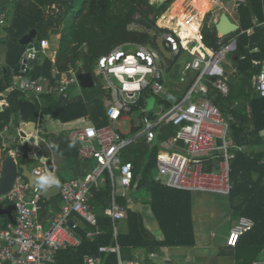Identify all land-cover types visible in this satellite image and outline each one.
Returning a JSON list of instances; mask_svg holds the SVG:
<instances>
[{"label":"built area","instance_id":"built-area-1","mask_svg":"<svg viewBox=\"0 0 264 264\" xmlns=\"http://www.w3.org/2000/svg\"><path fill=\"white\" fill-rule=\"evenodd\" d=\"M247 2L233 0L232 5L237 11ZM254 23L264 28V22ZM129 30L150 32L138 22L132 23ZM248 33L251 34V30ZM163 39L174 58L187 48L175 31L166 33ZM47 45L48 42H41L39 50L35 44L27 48L11 82V90L25 96L51 95L70 100L71 89L80 86L79 68L70 67L54 83L43 77L32 78L29 74L30 62H36L40 49ZM236 49L237 42L233 40L219 52L205 49L204 54L195 55L190 65L195 77L180 95L166 88L160 56L150 47L137 46L135 51L117 47L101 56L94 65L98 83L94 82L109 94L106 99L108 123L101 128L90 124L70 134V140L80 144L81 158L92 160L95 165L85 177L60 181L59 185L49 187L60 188L61 209L47 229L36 217L45 202L42 191L34 183L30 184L18 169L10 192L0 195L1 208L16 207L14 223L8 219L3 224L0 217V264H59V252L77 250L83 243L76 216L94 228L86 234L87 239L100 236L102 231L98 226L94 198L107 185L111 186L109 212L116 235L117 224L126 218V208L119 202L120 192L129 191L135 180L134 163L125 160V152L140 141H145L150 149L159 148L155 180L161 185L194 193L230 196L231 163L242 149L231 137L234 118L224 116L209 99V88L212 86L223 97L229 96V74L224 64L227 55ZM54 75L57 77L55 71ZM254 86L259 97L264 99V63L255 77ZM150 100H153L152 104H149ZM133 115H137V119ZM124 121L129 124L127 133L121 129ZM168 125L175 129V135L161 141L163 129ZM135 129H138L136 133ZM4 131H8V126ZM22 140L28 142L27 138L22 137ZM14 155L20 157L22 151L17 148ZM44 172L54 175L45 163L33 169L34 176ZM254 227L253 220L240 217L229 233L227 245L237 247L240 238ZM99 251L117 253L119 247H101ZM83 264H101V259L87 255ZM119 264L134 263L120 260Z\"/></svg>","mask_w":264,"mask_h":264},{"label":"trees","instance_id":"trees-1","mask_svg":"<svg viewBox=\"0 0 264 264\" xmlns=\"http://www.w3.org/2000/svg\"><path fill=\"white\" fill-rule=\"evenodd\" d=\"M0 1L1 5L4 6L10 0ZM175 1L21 0L20 6L24 9L28 8L30 13L16 20L10 29L12 33H15L17 42L15 45L9 46L6 67L0 72V99L2 94L11 91L12 79L18 73L20 60L26 52V47L20 44V40L33 29H37L39 41L49 40L54 35L60 36V39L55 60L52 61L51 58L46 56L43 57L42 64H38L37 61L34 62L29 72L32 78L43 77L54 83L70 67L77 68L80 62L82 66L78 69V73H90L94 81L98 83L94 74L95 62L115 48L125 45H148L151 49L157 51L161 62L164 59L166 60L168 64L167 71L170 72L176 63V59L171 61L165 58L164 53L169 51L167 43L163 41L162 46H160L157 35L152 36L147 31H131L129 26L134 22H138L147 30L155 28L158 33H172L169 30L156 28V23L157 19L167 12ZM53 6L56 8L53 9ZM1 13L2 11H0ZM150 14L154 15L152 20H149ZM236 14L240 25V29L236 33L221 39L218 36L215 24L209 25L206 22L199 36H202V43L215 52H219L232 39L237 42V49L232 60L237 71L235 77L237 81L231 78L230 96L224 98L216 89L210 86L209 98L220 108L224 116L234 118L231 137L234 144L243 149L253 146L255 140L264 132V99L259 97L254 86L255 77L261 71L264 63V28L255 26L254 22H264V0H248L246 5H242L236 11ZM136 16L139 19H136ZM250 30L251 34L248 33ZM175 32L179 35V32ZM54 71L57 73V77H55ZM83 92L84 96L70 100L55 98L51 95L39 96L36 100V112L33 114L32 119L37 121L39 116H49L62 123H69L89 116L97 128L107 125L108 119L104 102L105 99L109 98V94L98 85L94 86L92 90H83ZM21 97L24 98L25 95L19 91H12L9 97V106L3 110L0 109V131L10 124L13 115L18 114L19 98ZM244 100L246 102L245 106L235 107L236 103ZM137 130L135 129L134 132L136 133ZM163 132L164 135L161 141H166L169 137L175 135V129L170 125L166 126ZM44 137L46 142L42 144V147L65 157L71 162L70 167L74 164H80L83 167L84 176L80 177H85L90 172L88 162L83 160L79 154V142H73L65 135H45ZM50 144H54L56 147L50 148ZM15 148V145L11 148H2L3 159L6 160L11 157L19 164H27L33 161L28 156V150H21L22 155L20 157L15 156L12 153V149L15 150ZM158 155V147L150 149L145 141H140L128 148L124 157L126 161L134 163V183L139 179L138 190L145 188L149 191L153 200L151 205L160 221L166 240L154 244L145 240L142 235L143 228L140 219L135 213L127 210L128 232L119 234L115 242L112 221L103 225L98 220V226L102 234L94 240H89L86 238V234L94 228L85 221L78 219L77 221L80 224L78 232L83 238V243L79 249L64 250L65 253L84 260L87 255L97 256L101 247L118 245L120 247V259L131 261L134 259V251L139 248L155 249V247L162 246L184 245L174 244L171 240L173 234L186 238V229L179 227L178 232L177 230H171L172 233L169 232L167 229L169 227L168 221L166 222L163 216H167V209L164 208L163 215L158 213L160 207L156 200L162 201L157 196L160 192L167 190L165 186L154 179ZM263 157V154H248L242 150L231 163L230 200L233 202L241 198V204L235 212L239 218L247 217L255 223L254 229L239 240L236 249L239 248L243 238L248 247L244 254L238 256L237 264H253L257 255L264 250V165H261ZM255 175H258V177L255 178ZM99 197H105L110 204L111 186L107 185L101 192L96 193L94 201L98 202ZM56 200L53 199L47 203L50 205ZM121 202L125 204L124 200ZM95 205L98 207L97 203ZM1 221L5 224L8 222V218L1 217ZM187 245H193V242L189 241ZM105 256L106 254L102 255L104 264L105 262L108 264V261H112L111 264H118L117 254H109L106 261ZM59 264H62L60 260Z\"/></svg>","mask_w":264,"mask_h":264},{"label":"crops","instance_id":"crops-1","mask_svg":"<svg viewBox=\"0 0 264 264\" xmlns=\"http://www.w3.org/2000/svg\"><path fill=\"white\" fill-rule=\"evenodd\" d=\"M20 2L21 0H10L8 4L2 6L0 1V11H2V13L0 14V72L4 70L6 67L7 64L6 60H7L9 46L15 45V43L17 42V37L15 36V33L14 32L12 33L10 29L12 28L16 20L30 13L28 8L24 9L20 6ZM214 2L213 4L215 7ZM218 2H220V0H218ZM228 3L225 4L230 5V3L231 4L233 3V0H229ZM228 16L230 17L232 22L239 25L238 18L234 19V17L229 14ZM219 18L216 19V21H214L213 24H216ZM203 27H204V23H203ZM30 32L27 35H24L21 38V40L24 37L28 36ZM201 32L202 31H199L197 35H195V37L193 38L200 37L199 34ZM37 37L38 35L34 40L35 43L41 44V42H48L47 47H42L41 49H46V51H44L46 56L51 58L52 61H54L57 54L56 52V49L58 47L57 44L56 47L51 48L49 46L50 42L48 40L39 41ZM21 40H20V44H21ZM233 40L235 39H232L231 41ZM195 44L196 46L194 47L193 51H191L190 53L193 55V58L195 55L204 54L205 49L211 50V48L206 47L202 43V36L199 38V40L194 39L192 45L190 46L193 47V45ZM229 55H231L232 57L231 62L226 60V63L224 64V68L229 74L228 84L230 87L231 78L236 77L237 71L233 66V62H232L234 58V53ZM179 57L174 59L178 60ZM37 63L38 64L43 63V58L41 56L38 58ZM173 68L171 70H173ZM190 71H191V75L188 78H186L187 76L182 77L183 82L181 81L177 82L176 89H172L169 86H167V81L164 76L166 88L170 92H174L175 94L178 95L182 94V92H184L190 86V83L192 84L193 78L195 77L194 71L192 70ZM180 86H182L183 88H181ZM78 87L81 88V86ZM81 89L85 90L83 88ZM92 89H87V90H92ZM12 91L13 90L8 91L7 93L1 95L0 109L3 110L9 106V97ZM230 93H231V88H230ZM79 96H84V92L82 91V93L76 92L72 94L71 99H74ZM228 97H224V98H228ZM36 100H38V96L36 95H27L24 98L22 97L19 98L18 114H15L11 117L10 124L7 125L8 126L7 132L4 131V128L3 130L0 131V178L2 177V168L5 162V160L3 159L2 148H11L18 142V140L21 145L23 144L22 146L27 145L29 147L28 150V153L30 154L29 158L33 160L31 161L32 163L34 162L33 164L37 163V166L41 165V163L39 160L33 159L31 153L33 152L37 154L38 152H42V157L46 159V162L48 160L52 162V165L54 167V172H53L54 176L59 181L61 182L66 181L59 174V172L63 170L70 171L73 174L72 178L76 176L77 177L84 176L83 167L80 164H74L72 167H70L71 162L69 160H67L65 157L61 155H58L53 151L46 150L44 147H42V144L46 142V139L44 137L45 135H55V136L65 135L70 139V134L72 133V131L76 129H82L90 124L94 125V123L90 120L89 116H86L84 118L69 123H62L60 121L52 119L49 116L46 117L39 116L38 120L34 121L32 119L33 116L32 114L29 118V121L35 122L37 124V130H38L36 136L37 144L33 145L30 144L29 142H24L22 140V136L20 135L22 129V116L20 112V103L22 102L33 103L36 112ZM104 108L106 111V99L104 102ZM44 119L46 120V126L48 131H46L42 127V121ZM257 148H259V150ZM242 150L248 154L259 153L264 155V132L260 135L259 138L255 140L253 146L245 147ZM12 153L14 154V149H12ZM85 161L88 162L90 167L89 169L91 170V167L93 164L95 165V162L92 160H85ZM20 165H26L29 168L28 163L20 164ZM261 165H264V157L261 161ZM31 171L33 172V170ZM257 177L258 175H255V178ZM138 182L139 179L138 181L133 183V186L129 191L121 190L120 193L122 194V196L119 198V202L122 204L121 201L124 200L125 204L122 205L125 206L126 211L127 210L132 211L140 219L143 228L142 235L145 240L151 242L152 244L164 242L166 240V235L151 205L153 200L150 196V193L145 188L138 190ZM166 188L167 190L160 192L159 196H157V198L160 201H162L159 202L158 200H156V202L159 203L158 206L160 207L158 208L159 209L158 213L159 215H163L164 208L167 209L166 212L167 216L165 215L163 216L164 219H166V222L168 221L169 227L167 229L169 232L172 233L171 230L174 231L177 230L178 232L179 227H184L186 229L187 232L186 238L185 237L181 238L178 237L176 234H173L171 240L174 244H184V245L162 246L159 248L154 246L155 249L139 248L134 251V255H133L134 259L131 260V262H133L134 264H237L238 256L244 254V251L247 250L248 244L247 242H245L243 238L241 244L239 245V248L236 249V247L232 248L227 245V239L230 231L237 224L239 220V216L237 215L235 210L241 204L242 199L238 198L232 202L229 196H220V195L206 194V193H194V192L176 190L168 187ZM53 199H57V200L53 204L49 205L47 202H51ZM52 200L47 201L45 199V202L42 203L43 205L42 211H40L36 216L37 220L41 223V225L45 229L49 227L50 221L57 213H59L61 209L59 195L57 197L52 198ZM94 203H97L98 206L97 207L98 220L101 221L103 225H105V223L109 221H112L109 212L110 204L108 199H106L105 197H99L98 202L94 201ZM126 218L117 224L116 235L113 226L114 242L115 240H117L119 234H126L128 232ZM75 219L78 220L79 218H77L76 216ZM242 237H244V235ZM189 241H192L193 245H187ZM111 253L114 252L100 253L99 251L98 255L93 257L100 258L101 264H104V259L102 258V255L106 254L105 256V261H106L107 256ZM115 254H117L118 256V264H119L121 260L120 247H119V252L117 253L115 252ZM57 258L62 262V264H83L84 261L83 259L81 260L75 255H68L64 251L59 252ZM111 263L112 261L111 262L108 261V264ZM256 263L264 264V250L257 255L256 260L253 264Z\"/></svg>","mask_w":264,"mask_h":264},{"label":"rangeland","instance_id":"rangeland-1","mask_svg":"<svg viewBox=\"0 0 264 264\" xmlns=\"http://www.w3.org/2000/svg\"><path fill=\"white\" fill-rule=\"evenodd\" d=\"M215 1V2H214ZM208 2H214L215 3V9L214 11H210L208 8ZM229 0H176L169 10L162 14V16L157 19L156 23V28H161L164 30H169L173 33V30L179 32V37L183 42H187L188 39H191L197 35L199 31L202 30L203 28V23L205 24L206 22L211 25L216 21V19L219 18V16L223 13H227L231 16L234 17V19H237L236 15V10H234L233 5L230 3L228 5ZM228 3V4H225ZM211 13V15H210ZM154 18L153 14L149 15V20H152ZM136 19H139L138 16H136ZM150 35L158 36V44L162 46V42L164 41L163 36L166 34L164 33H158L155 28H152L150 30ZM181 33V34H180ZM60 39V36H51V38L48 40L49 46L52 48L56 47V44L58 46L59 42L58 40ZM196 46L193 45L190 46L189 48L183 49L181 56L179 57L178 60H176V64L170 72L167 71L168 64L166 60L160 59V64H162V68L164 70V76L167 81V86H169L172 89H176L177 87V82L181 81L183 82L182 77L187 76L188 78L191 75L190 71V65L193 59V55L190 54L191 51H193L194 47ZM126 48L127 50H134L136 49V45H125L122 46ZM146 47H149L148 45ZM163 49V48H162ZM46 49H41V52L39 54V57L41 56L46 57L45 52ZM165 58L172 60H175L171 52H165ZM227 60L231 62V55H227ZM82 64L79 62L77 68H80ZM233 80L237 81V78L232 77ZM183 88L182 86H180ZM82 89L80 87H73L70 91L71 94H74L76 92L82 93ZM153 100H150L149 104H152ZM246 102L240 101L238 104L235 105V107H243L245 106ZM134 119H137V115H133ZM42 127L48 131L47 126H46V120L44 119L42 121ZM122 132L127 133L129 130V124L128 121H124L121 126ZM16 148L22 150V151H27L29 150L28 146H22L18 142L15 144ZM259 150V148H257ZM34 163V162H33ZM32 162H28L29 164V169L33 170L35 167H37V163L33 164ZM60 176L63 177L66 181L70 180L72 178V173L67 170H63L59 172ZM155 177L157 176V171L154 174Z\"/></svg>","mask_w":264,"mask_h":264},{"label":"water","instance_id":"water-1","mask_svg":"<svg viewBox=\"0 0 264 264\" xmlns=\"http://www.w3.org/2000/svg\"><path fill=\"white\" fill-rule=\"evenodd\" d=\"M214 4L211 5L210 11H214ZM216 30L219 38H226L234 33H236L240 27L238 24L231 21L230 17L227 13L221 14L219 20L215 24ZM37 36V29H34L30 32V34L24 37L21 40V44L26 46L27 48L32 47L35 44L36 50H39V44L35 43L34 40ZM34 62H30V66L32 67ZM78 80L80 82L81 88L87 90L92 89L95 86L94 78L90 73H82L78 75ZM20 112L22 116V129L20 135L24 138L28 139L30 144H37V124L35 122H30L29 118L35 112V106L33 103L22 102L20 103ZM29 137V138H28ZM33 159H37L40 161L41 165L46 163L47 167L51 172H54V167L52 162L42 157V152H38L33 156ZM92 165L91 169L93 168ZM18 169L21 171V174L24 175L30 184H33L34 174L26 165L17 166L16 161L9 157L5 160L2 168V177L0 180V195H6L10 192L13 183L18 174ZM60 193V188L55 186L53 188H48L47 191H42V196L47 201H51L52 198L57 197ZM16 207L14 205L9 206L6 209L0 207V217H7L11 222L14 223V211Z\"/></svg>","mask_w":264,"mask_h":264},{"label":"clouds","instance_id":"clouds-1","mask_svg":"<svg viewBox=\"0 0 264 264\" xmlns=\"http://www.w3.org/2000/svg\"><path fill=\"white\" fill-rule=\"evenodd\" d=\"M49 147L55 148L56 145L50 144ZM33 183L41 191H47L50 186L59 185L60 181L52 173L44 172L43 174L34 176Z\"/></svg>","mask_w":264,"mask_h":264},{"label":"bare ground","instance_id":"bare-ground-1","mask_svg":"<svg viewBox=\"0 0 264 264\" xmlns=\"http://www.w3.org/2000/svg\"><path fill=\"white\" fill-rule=\"evenodd\" d=\"M212 4H213V2H209V3H208V8H209V10H210ZM199 38H200V37H196V38L188 39L187 42H184V44H185L186 47H190V41H191L192 39H197V40H199Z\"/></svg>","mask_w":264,"mask_h":264}]
</instances>
